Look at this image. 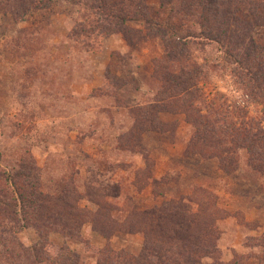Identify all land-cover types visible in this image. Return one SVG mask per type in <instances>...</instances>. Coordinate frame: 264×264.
<instances>
[{"label":"rangeland","instance_id":"374dc122","mask_svg":"<svg viewBox=\"0 0 264 264\" xmlns=\"http://www.w3.org/2000/svg\"><path fill=\"white\" fill-rule=\"evenodd\" d=\"M147 1L154 21L177 28L179 36L198 33L194 24L182 27L175 21L178 17L173 20L163 0ZM92 3L54 0L49 8L21 20L0 10V167L13 171L30 154L42 170L45 191L55 195L67 185L84 192L87 184L103 188L116 183L119 196L107 202L120 222L130 212L174 196L211 193L230 215L218 222L221 261L233 263L263 253L258 245L264 242V170L253 171L245 151L233 172L222 170L213 159L215 147H191L193 128L183 115L161 114L160 130L143 131L136 125L135 115L153 103L161 89L154 64L164 56L165 43L152 38L158 32L150 33L143 23L129 25L136 31L132 45L122 34L77 41L73 32L89 30L97 20ZM253 37L264 57V22ZM187 49L203 70L205 103L217 100L231 111L239 110L264 130V106L235 79L220 46L192 43ZM201 152L206 156L196 155ZM82 236V244L59 233L51 235V242L75 252L74 264H98L97 250L109 242L90 224ZM19 239L27 247L39 240L32 229L21 232ZM110 246L139 254L144 240L121 234Z\"/></svg>","mask_w":264,"mask_h":264},{"label":"trees","instance_id":"16d2710c","mask_svg":"<svg viewBox=\"0 0 264 264\" xmlns=\"http://www.w3.org/2000/svg\"><path fill=\"white\" fill-rule=\"evenodd\" d=\"M54 0H0V10L21 20L30 13L49 8ZM147 0H93L91 10L97 20L73 32L80 42L87 36L109 37L122 34L132 45L136 31L129 26L143 23L152 38L165 43L164 56L155 61V78L161 89L155 101L136 115V125L143 131L160 130L159 116L175 113L192 126L191 147H215L221 169L233 172L240 153H248L253 171L264 170V130L239 110H229L214 100L206 104L200 87L203 70L192 60L189 44H217L232 73L247 95L264 106V57L253 33L264 22V0H163L171 18L194 24L198 33L179 36L175 27L154 21ZM25 18V17H24ZM83 42V41H82ZM85 46L86 43H84ZM264 112V110H263ZM194 155L193 153L190 156ZM201 156L203 152L196 154ZM236 166V168H235ZM161 184H163L161 182ZM119 186L87 184L84 192L76 185L61 188L59 195L47 193L42 170L30 154L8 171L0 167V264H74L76 255L67 245L56 247L52 234H61L72 242L83 243L82 230L90 224L109 245L97 250L98 264H264L263 253L235 258L223 263L218 242V222L230 215L222 209L218 197L195 191L186 197L174 196L153 208L130 212L126 220L113 218V206L107 202L119 196ZM91 206H95L92 209ZM32 229L39 240L30 247L19 234ZM140 235L144 240L139 254L114 251L111 241L118 235Z\"/></svg>","mask_w":264,"mask_h":264}]
</instances>
